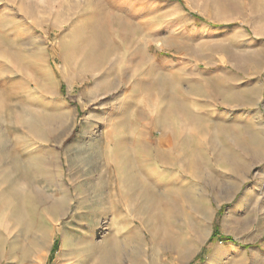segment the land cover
I'll use <instances>...</instances> for the list:
<instances>
[{"label":"rangeland","instance_id":"obj_1","mask_svg":"<svg viewBox=\"0 0 264 264\" xmlns=\"http://www.w3.org/2000/svg\"><path fill=\"white\" fill-rule=\"evenodd\" d=\"M0 264H264V0H0Z\"/></svg>","mask_w":264,"mask_h":264},{"label":"crops","instance_id":"obj_2","mask_svg":"<svg viewBox=\"0 0 264 264\" xmlns=\"http://www.w3.org/2000/svg\"><path fill=\"white\" fill-rule=\"evenodd\" d=\"M225 75V74H224ZM226 76L228 77V79H230V80H232V81H234L235 80V76L234 75H231V74H226ZM185 81L183 82V83H175V87L178 89H180V87H187L188 85H187V83H190L191 82V79L189 78V77H187V78H185L184 79ZM230 86H232L233 88H235L236 87V84L233 82L232 84H229ZM185 87V88H186ZM181 102H184V100H181L180 101V103Z\"/></svg>","mask_w":264,"mask_h":264},{"label":"bare ground","instance_id":"obj_3","mask_svg":"<svg viewBox=\"0 0 264 264\" xmlns=\"http://www.w3.org/2000/svg\"><path fill=\"white\" fill-rule=\"evenodd\" d=\"M38 161V163H39V161H40V164H42V163H45V159L43 158V157H41L39 160H37ZM29 163V162H28ZM29 165V164H28ZM28 165H27V167H28ZM45 165V164H44ZM30 166V165H29ZM40 166V165H39ZM25 167V166H24ZM26 167V168H27ZM31 167V166H30ZM31 171H32V169H30ZM24 172H25V170H24ZM28 173V172H27ZM26 176V175H25ZM63 189V188H62ZM64 189H66V188H64ZM63 191V190H62ZM66 192V191H65ZM71 193V192H70ZM65 195V194H64ZM71 197V196H70ZM67 200H69L68 198H67V196H64L62 199H61V201L57 204V206H56V208H54V209H58V210H63V206L65 205V203H66V201ZM56 201V200H55ZM58 201H56V203H57ZM63 212V211H62ZM58 215H60V212H59V214ZM61 215H63V214H61Z\"/></svg>","mask_w":264,"mask_h":264}]
</instances>
